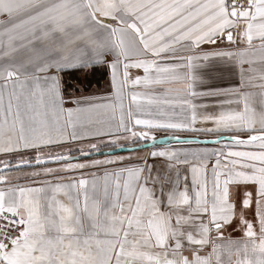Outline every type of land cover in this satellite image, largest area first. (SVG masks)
<instances>
[{
    "label": "snow or ice",
    "instance_id": "6c2138e0",
    "mask_svg": "<svg viewBox=\"0 0 264 264\" xmlns=\"http://www.w3.org/2000/svg\"><path fill=\"white\" fill-rule=\"evenodd\" d=\"M0 264H264V0H0Z\"/></svg>",
    "mask_w": 264,
    "mask_h": 264
},
{
    "label": "rangeland",
    "instance_id": "374dc122",
    "mask_svg": "<svg viewBox=\"0 0 264 264\" xmlns=\"http://www.w3.org/2000/svg\"><path fill=\"white\" fill-rule=\"evenodd\" d=\"M158 135H163L162 133L158 134ZM121 155H126L128 153H120Z\"/></svg>",
    "mask_w": 264,
    "mask_h": 264
},
{
    "label": "water",
    "instance_id": "95a60500",
    "mask_svg": "<svg viewBox=\"0 0 264 264\" xmlns=\"http://www.w3.org/2000/svg\"><path fill=\"white\" fill-rule=\"evenodd\" d=\"M120 153H127V152H118V154H120Z\"/></svg>",
    "mask_w": 264,
    "mask_h": 264
},
{
    "label": "crops",
    "instance_id": "0c3cea01",
    "mask_svg": "<svg viewBox=\"0 0 264 264\" xmlns=\"http://www.w3.org/2000/svg\"><path fill=\"white\" fill-rule=\"evenodd\" d=\"M224 86H227V85L225 84ZM201 138H202V137H201ZM126 155H128V154H126Z\"/></svg>",
    "mask_w": 264,
    "mask_h": 264
}]
</instances>
